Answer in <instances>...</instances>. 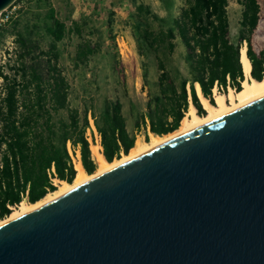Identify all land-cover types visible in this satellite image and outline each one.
I'll list each match as a JSON object with an SVG mask.
<instances>
[{"label":"trees","instance_id":"trees-1","mask_svg":"<svg viewBox=\"0 0 264 264\" xmlns=\"http://www.w3.org/2000/svg\"><path fill=\"white\" fill-rule=\"evenodd\" d=\"M30 2L35 10L29 11L31 16L26 12L11 29L0 30V52L6 55L3 62L0 60V220L23 202L35 204L55 192L51 178L74 182L77 170L67 143L79 148L83 170L88 175L96 173L98 163L92 159L86 137L88 117L108 163L128 155L136 143L118 98H105L99 111L92 97L83 99L80 107L70 106V85L60 65L57 44L74 34L80 41L73 67L87 66L101 48L100 43L83 38L89 20L73 21L68 29L57 17L51 0ZM160 2L166 11H173L168 19L159 18L149 6L128 0L138 54L144 49L152 52L157 65L156 90H147L145 112L138 115L134 128H147L162 137L180 128L190 104L198 116L206 114L197 86L211 105H215V88L223 93L228 88L242 90L246 77L239 51L243 45L251 65L250 77L263 81L264 50H256L252 38L260 21L259 0H237L241 19L236 42L230 36L228 0H184L177 11L173 0ZM112 14L106 24L108 39L114 42ZM151 18L159 29L151 27ZM41 35L50 39L46 49L40 44ZM8 36L14 40L12 52L5 48ZM177 42L184 49V75L179 71L172 74L167 66L166 59L174 53ZM141 66L144 87L146 63L142 61ZM91 141L95 144L93 134ZM51 166L55 176L49 178Z\"/></svg>","mask_w":264,"mask_h":264},{"label":"water","instance_id":"water-1","mask_svg":"<svg viewBox=\"0 0 264 264\" xmlns=\"http://www.w3.org/2000/svg\"><path fill=\"white\" fill-rule=\"evenodd\" d=\"M0 264H264V94L0 225Z\"/></svg>","mask_w":264,"mask_h":264},{"label":"rangeland","instance_id":"rangeland-1","mask_svg":"<svg viewBox=\"0 0 264 264\" xmlns=\"http://www.w3.org/2000/svg\"><path fill=\"white\" fill-rule=\"evenodd\" d=\"M27 10H25L19 19H24V13L34 10V4L30 0H25ZM57 17L63 21L68 29H71L73 21H81L82 18L89 20V25L84 28L83 38L92 42H98L101 45L100 51L90 60L87 66L78 69L73 67L74 54L79 39L74 34H69L65 39L57 44L60 53V65L63 68L64 75L70 85L69 103L71 107H80L83 99L92 97L96 111H99L105 98H118L123 104V116L126 120L127 128L133 131L135 140L140 139L143 143H148L151 133L147 128H134V122L140 113L145 112L147 102V90H156L157 65L155 56L152 52L142 50V55L138 54L136 42L132 36L131 29L133 19L130 17V4L128 0H51ZM175 11L183 6L184 0H173ZM261 12L260 21L253 34V46L256 50H264V0H259ZM136 4H144L149 6L153 13L159 18L168 19L171 12L164 9V4L160 0H136ZM177 8V9H176ZM30 13V14H29ZM112 20V35L123 34L130 42V53L120 58L114 46V42L109 41L107 24L108 16ZM230 36L233 41H237L239 32V22L241 19V7L237 0H228L227 7ZM14 24V23H13ZM10 25L6 29H11ZM151 27L159 29V24L151 18ZM40 44L46 49L50 43V39L45 35H41ZM11 36L5 41V48L12 52L14 42ZM184 49L177 42L174 53L167 57V66L172 74L179 71L185 74V65L183 61ZM6 55L0 52V60L3 62ZM144 61L147 67L146 85L143 87L142 66ZM222 92L214 89L213 95L216 93L229 94L230 90ZM192 106L191 104L189 105ZM93 123V122H92ZM94 136L95 145H99L100 139L95 131L94 125L86 131V137L90 143L92 151L91 136ZM67 151L73 164L80 160L78 149L67 143ZM101 151V149H100ZM77 152V153H76ZM92 159L96 160L93 152ZM123 157L125 155H122ZM98 167V165H97ZM55 182V184L60 183ZM56 187V186H55ZM28 204L27 202H24Z\"/></svg>","mask_w":264,"mask_h":264},{"label":"bare ground","instance_id":"bare-ground-1","mask_svg":"<svg viewBox=\"0 0 264 264\" xmlns=\"http://www.w3.org/2000/svg\"><path fill=\"white\" fill-rule=\"evenodd\" d=\"M240 60L243 65L244 73H245V81L243 82V88L239 92H234L233 90H229V94H222V93H216L214 95L215 98V105H211L201 94L200 87L197 86V94L199 98L201 99V103L206 110V114L204 116H198L196 113V110L193 106H191L186 113V116L181 122L180 128L169 135L166 136H155L151 134L150 141L148 143H143L140 139L136 140L134 148L130 151L128 155H125L119 160H115L112 163H108L103 155L100 152L101 147L99 145H92V152L97 160L98 168L96 173L87 175L85 171L83 170L80 160L78 163H76L75 167L77 170L76 178L72 184L66 183V182H60L56 187L57 190L53 193H49L44 199L41 201L35 203V204H26L22 203L20 206H18L16 209L13 210L12 214L7 217L4 220H0V225H3L7 222H10L12 220H15L29 212H32L42 206H44L47 203H50L63 194L73 190L74 188L83 185L86 182H89L96 177L100 176L101 174L123 164L124 162L133 159L152 148L163 144L169 140H172L187 131H191L203 124H206L223 114L238 108L242 105H245L256 98H258L260 95L264 94V80L259 82L255 81L250 77V70L251 65L246 55V46L243 45L241 47L240 51ZM214 92V91H213ZM79 155V153H78ZM59 182V181H57Z\"/></svg>","mask_w":264,"mask_h":264},{"label":"built area","instance_id":"built-area-1","mask_svg":"<svg viewBox=\"0 0 264 264\" xmlns=\"http://www.w3.org/2000/svg\"><path fill=\"white\" fill-rule=\"evenodd\" d=\"M25 10H27V4L25 0H15L9 6L1 10L0 11V30L6 29L10 25H12L14 22H16ZM114 46L121 59H123V57H126L130 53V42L128 39H126V37L123 34H117L114 37ZM88 119H89L90 127H92L93 121L90 117H88ZM77 149L79 152L78 147ZM47 173H48L49 178H51L52 175L55 176L53 166H51V168L47 170ZM51 181L53 182V185L56 186L55 182H57L58 180L54 177L53 179L51 178Z\"/></svg>","mask_w":264,"mask_h":264}]
</instances>
